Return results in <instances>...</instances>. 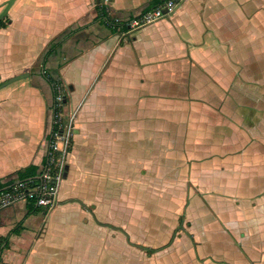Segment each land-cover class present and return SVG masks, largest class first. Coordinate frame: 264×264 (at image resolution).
I'll return each mask as SVG.
<instances>
[{
    "label": "crops",
    "instance_id": "obj_1",
    "mask_svg": "<svg viewBox=\"0 0 264 264\" xmlns=\"http://www.w3.org/2000/svg\"><path fill=\"white\" fill-rule=\"evenodd\" d=\"M24 1L0 26V83L29 73L0 93V181L23 180L17 172L29 164L40 174L54 81L67 89L76 128L57 204L0 209V263L88 264L89 243L96 256L113 238L144 258L176 251L180 264L185 255L193 264H264V70L249 61L264 54V0H182L136 29L96 17L103 9L122 21L159 1ZM54 38L62 41L46 56ZM24 51L32 52L10 60ZM114 184L117 193L101 188ZM142 223L154 227L150 237ZM214 234L228 236L237 258L200 255ZM157 239L165 243H149Z\"/></svg>",
    "mask_w": 264,
    "mask_h": 264
},
{
    "label": "built area",
    "instance_id": "obj_2",
    "mask_svg": "<svg viewBox=\"0 0 264 264\" xmlns=\"http://www.w3.org/2000/svg\"><path fill=\"white\" fill-rule=\"evenodd\" d=\"M182 0H161L137 15L122 20L127 28H139L172 14ZM115 21H120L116 18ZM53 129L48 140L47 160L38 180H19L0 188V209L18 201H34L51 208L58 202V187L62 180L74 134L76 113L67 108L66 87L54 81ZM1 264V263H0Z\"/></svg>",
    "mask_w": 264,
    "mask_h": 264
},
{
    "label": "rangeland",
    "instance_id": "obj_3",
    "mask_svg": "<svg viewBox=\"0 0 264 264\" xmlns=\"http://www.w3.org/2000/svg\"><path fill=\"white\" fill-rule=\"evenodd\" d=\"M5 1L6 0H0V2H2V3H0V14L3 12L4 7L2 6V4L5 3ZM24 4L27 5V1L16 0L13 3V5H12L11 15L12 16L16 15L17 7L22 6ZM234 5H236V4L229 2V7L228 8H230V9H228V10H235ZM11 20H12V18H10V15L8 17H6V19H5L6 26L9 25ZM243 32H244V30H241V28L238 29V30L235 29L233 31V37L238 36L239 34H242ZM1 33L2 32L0 30V34ZM43 40L45 42V39H43ZM31 52L32 51H24L23 54L17 53V54H13L12 56L10 55L9 57H10V60L23 61L25 58H27V56H28L27 54L31 53ZM37 53H40L39 50H37L35 52V56H34L35 59H36L35 66L39 67L40 66V62L42 61L41 60L42 59V52L40 54H37ZM249 61H251L250 66L255 71H258L257 69H259L258 72H260V70H264V54L263 53H260L259 55H250L249 56ZM15 83L12 82L11 85H13ZM262 83H264V82L262 81L259 84H262ZM9 85L0 88V93L2 91H4V90L6 91L10 87ZM237 88L243 89V88H241V86H239ZM214 101H218V100L214 99ZM113 186L116 188L115 191L117 193L118 190H119V185L118 184H114L111 187L103 186L101 188H102V190L105 193H107L109 191L111 192V190L113 189ZM103 194L100 195L101 199L102 198H107V196L103 195ZM142 194H143V196L145 195L144 201L145 200L147 201L148 200V195L146 193H142ZM146 201H145V203H147ZM195 201H196V199H195ZM102 206L105 207L104 211L107 210L106 208H109V204L106 201L102 202ZM150 206L152 207V206H154V204L151 203ZM113 207L114 206H111V209H113ZM141 208L142 207H138L137 211H139V212L142 211V213L144 214V210L141 209ZM104 211H103V209L100 210V211H97V215L100 218H103V216L105 217V212ZM114 212H115V210H114ZM135 217H136L135 215H132V219L133 220H135ZM122 218H123V220H122L123 223H124V221L125 222L129 221V218H126V217H122ZM183 220L184 219H182L181 222ZM201 222H202V218L196 219V223H195L196 225L194 226L196 231L201 230L202 225H203V224H201ZM152 229H154V227H151L149 225H146V224L142 223V225H140V232L139 233L141 235H143V236L149 235V237H150V231L149 230H152ZM155 229L157 230V232L164 230L163 227H158V228H155ZM158 229H160V230H158ZM158 235H161V234L158 233ZM227 238H228V236H227ZM227 238L225 237V234L223 236L214 234L213 235V241H207V242L201 243L198 246L200 255H201V253H205V254H210L211 253V254L218 255L220 258H237V255L241 251L239 250V248H233V246H231L229 244ZM138 243H139V245L143 244V243H140V242H138ZM149 243H151L153 245H155V244L161 245V244H164L165 241H161V240L157 239V241H150ZM89 245H90V249H89V253L87 254L88 257L85 258V261H88V264H180V257H179L180 255L176 251L171 252V254H169L170 252L169 253H162V255L159 256V257L153 255V256H150L152 258H147L146 256H145L146 258H144L141 255V254H143L141 252L142 250L138 249L139 250V255L136 256L135 250L132 248L131 245H128V246L125 245L124 246L123 242H119L117 240H114L113 238H111V239L110 238H106L105 244L104 243L102 244L101 242L99 243V245H100L99 252L97 253L96 256H94L95 243H89ZM99 245H98V242H96V248H97L96 250L97 251H98V246ZM101 245H102V247H101ZM102 248H104V249H102ZM220 252H221V254H220ZM235 253H236V255L233 256V254H235ZM194 254H192L190 256H193ZM181 256H183V254ZM181 259H182L181 264H193V262H194L193 258H188V256H186V255L183 256V258L181 257Z\"/></svg>",
    "mask_w": 264,
    "mask_h": 264
},
{
    "label": "trees",
    "instance_id": "obj_4",
    "mask_svg": "<svg viewBox=\"0 0 264 264\" xmlns=\"http://www.w3.org/2000/svg\"><path fill=\"white\" fill-rule=\"evenodd\" d=\"M153 3L154 2H158L160 0H152ZM7 17V14L4 15L3 18L0 19V26H4L6 25L5 24V19ZM96 19H103L104 21H106L107 23H109L110 25L112 26H118V25H123L121 21H115V19H111L107 13L103 10V9H100L99 10V14L97 15ZM61 38H54L48 45L46 51H45V55L48 56L50 55L54 50H56V47L59 46L60 42L62 40H60ZM52 80V79H50ZM53 82V80H52ZM37 169H36V166L33 165V164H29L21 169L18 170L17 172V178H20V179H23V180H29V179H32V181H36L38 180V176L36 175L37 173ZM8 184L6 182H1L0 181V188H3L5 186H7ZM30 205H35V202H30ZM33 207H29V212L33 211ZM148 249H152V250H156V248H148Z\"/></svg>",
    "mask_w": 264,
    "mask_h": 264
},
{
    "label": "water",
    "instance_id": "obj_5",
    "mask_svg": "<svg viewBox=\"0 0 264 264\" xmlns=\"http://www.w3.org/2000/svg\"><path fill=\"white\" fill-rule=\"evenodd\" d=\"M16 0H6L5 3L7 4L5 9L3 10V12L0 14V19L4 17V15L7 13V11L9 10V8L13 5V3L15 2ZM29 73L28 72H24V73H20L18 75H15L9 79H6L4 81H2L0 83V88L4 87L5 85H7L8 83L12 82L13 80H16V79H19V78H22L24 76H27ZM6 187V186H5ZM4 188V187H3Z\"/></svg>",
    "mask_w": 264,
    "mask_h": 264
},
{
    "label": "flooded vegetation",
    "instance_id": "obj_6",
    "mask_svg": "<svg viewBox=\"0 0 264 264\" xmlns=\"http://www.w3.org/2000/svg\"><path fill=\"white\" fill-rule=\"evenodd\" d=\"M6 5H7L6 3H3V4H2V6L4 7V9H5ZM10 8H11V7H10ZM10 8H9V10H10ZM4 9H3V10H4ZM9 10H8V11H9ZM8 11H7V13H8ZM7 13H6V14H7ZM6 14H5V15H6Z\"/></svg>",
    "mask_w": 264,
    "mask_h": 264
}]
</instances>
